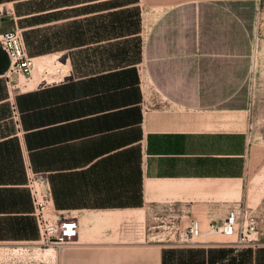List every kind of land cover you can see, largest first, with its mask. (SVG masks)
Here are the masks:
<instances>
[{
  "label": "crops",
  "instance_id": "obj_1",
  "mask_svg": "<svg viewBox=\"0 0 264 264\" xmlns=\"http://www.w3.org/2000/svg\"><path fill=\"white\" fill-rule=\"evenodd\" d=\"M30 1L0 0V34L19 30L33 66L65 55L66 73L11 95L0 46V250L42 245L30 167L50 212L78 223L54 264H264V180L255 231L209 230L247 199L249 144H264L257 0ZM193 218L200 235L178 244Z\"/></svg>",
  "mask_w": 264,
  "mask_h": 264
},
{
  "label": "built area",
  "instance_id": "obj_2",
  "mask_svg": "<svg viewBox=\"0 0 264 264\" xmlns=\"http://www.w3.org/2000/svg\"><path fill=\"white\" fill-rule=\"evenodd\" d=\"M0 46L7 54L9 68L7 70L8 82L12 74L26 75L31 72L33 60L28 56L22 36L17 29H9L0 34ZM32 214L35 217L38 228V242L42 245H65L77 236L78 223L75 217L65 215L57 216L50 212V189L46 179L39 173L27 168V180ZM210 231L220 233L227 237L235 236L236 242H242L247 235L255 231V217L243 214L237 210H230L224 221L217 225L211 224ZM201 233L200 222L193 218L184 227L176 230L175 241L178 244H191L195 242Z\"/></svg>",
  "mask_w": 264,
  "mask_h": 264
},
{
  "label": "rangeland",
  "instance_id": "obj_3",
  "mask_svg": "<svg viewBox=\"0 0 264 264\" xmlns=\"http://www.w3.org/2000/svg\"><path fill=\"white\" fill-rule=\"evenodd\" d=\"M30 2L33 3L34 0H31ZM257 3H258L257 9L255 10V16H256V26L255 27L257 29V32L264 33V0H257ZM5 6L8 8L7 10H5L6 12H8V10L9 11L11 10L10 3H6ZM23 8L27 10V5H21L20 11ZM136 19L137 17H135L134 14L132 18H129L131 22H135ZM22 24H26V23L22 22ZM127 28L129 27L127 26ZM130 28H131V25H130ZM131 29H134L133 24H132ZM31 37L37 38V34H31ZM52 41L53 40H51L50 42L51 46H55L54 42ZM36 42L37 40H35L34 43H32L31 47L32 48L34 47V49L38 52L41 50H44V49L36 47ZM136 42H135V45L133 42H131L129 45V47L131 48V53H128L127 58H126L127 61H133L137 57L136 56V50H137ZM50 44H47L46 47L50 46ZM64 56L65 55H62L60 58L57 59V61L62 62L64 60ZM37 62L36 63L34 62L35 64L31 68L32 70L29 74H26L24 76L18 75V74L11 75V79L9 81V89L11 90V95H13L14 92L16 91L27 88V87L22 88V85H20L19 82L21 80L29 81L31 78H33V76L36 74L35 65L37 64ZM58 65L59 64L57 62L55 63L52 62L51 64H49V62L44 61L42 66L39 67L38 79L44 75L45 71L48 72L46 77L47 79H49L50 78L49 74L52 72H55V68ZM64 69L66 70L65 67ZM54 78L56 77L54 76ZM247 159H248L247 174L243 178V181H245V183L243 182L244 184L242 185V188L245 189V192L247 194V199L241 200L238 203V205L235 207L238 212L243 213L245 215L253 214L254 212L256 213L257 211L260 210L261 195H262V182L264 180V144H261V143L249 144V148L247 151ZM217 235H219V238H222V239L235 238V236L227 237L222 234H217ZM159 237L163 238L165 236L159 235ZM28 246L30 247H27L24 250H12V251H6L5 249L0 250V258H4L0 260V264H54L52 252H53V248L55 245H52V244L38 245L35 243H31V244H28ZM36 246H39V247L35 248ZM44 248H49V249L44 250ZM6 252H12V253L6 254Z\"/></svg>",
  "mask_w": 264,
  "mask_h": 264
},
{
  "label": "bare ground",
  "instance_id": "obj_4",
  "mask_svg": "<svg viewBox=\"0 0 264 264\" xmlns=\"http://www.w3.org/2000/svg\"><path fill=\"white\" fill-rule=\"evenodd\" d=\"M41 59V58H40ZM38 61V62H37ZM34 62L36 63L37 62V64L35 65V72H36V74L33 76V78H31L29 81H20L19 83H20V85H22V88L23 87H27V88H31V87H33L34 86V84L38 81V73H39V67H41L42 66V64H41V62L39 61V59H35L34 58ZM34 63V64H35ZM58 66L55 68V72H56V74H55V77H56V81H57V79H61L64 75H65V73H66V70L64 69V67H65V65H64V63H62V62H58ZM33 67V66H32ZM32 70V69H31ZM22 77V76H21Z\"/></svg>",
  "mask_w": 264,
  "mask_h": 264
},
{
  "label": "trees",
  "instance_id": "obj_5",
  "mask_svg": "<svg viewBox=\"0 0 264 264\" xmlns=\"http://www.w3.org/2000/svg\"><path fill=\"white\" fill-rule=\"evenodd\" d=\"M28 43V42H27ZM1 59V58H0ZM127 61V60H126ZM17 104V103H16ZM16 104L15 103H13L11 106H10V112H11V116H12V114H14V115H17V113H19L18 111V106H16ZM29 195H30V193H29ZM30 199H31V197H30ZM32 204V203H31ZM32 212V211H31ZM34 218V217H33ZM32 217H30L29 218V234H28V236L30 237V238H34L35 237V223H36V221H34L35 220V218L33 219Z\"/></svg>",
  "mask_w": 264,
  "mask_h": 264
}]
</instances>
